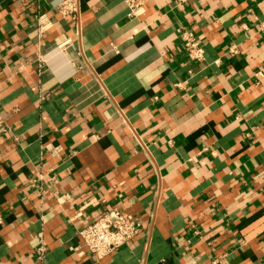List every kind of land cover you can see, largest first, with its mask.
Listing matches in <instances>:
<instances>
[{"label": "crops", "instance_id": "crops-1", "mask_svg": "<svg viewBox=\"0 0 264 264\" xmlns=\"http://www.w3.org/2000/svg\"><path fill=\"white\" fill-rule=\"evenodd\" d=\"M62 1L0 0V264H264V0ZM115 208L141 230L98 260Z\"/></svg>", "mask_w": 264, "mask_h": 264}, {"label": "built area", "instance_id": "built-area-1", "mask_svg": "<svg viewBox=\"0 0 264 264\" xmlns=\"http://www.w3.org/2000/svg\"><path fill=\"white\" fill-rule=\"evenodd\" d=\"M147 0H126V3L130 9V16H138L140 10L144 7ZM188 0H178V3H184ZM60 11L64 15L76 16L78 7L75 0H64L59 5ZM44 15L38 17L39 30L41 33L46 31L47 23L43 19ZM258 21L259 31L264 36V19ZM181 30V37L187 52V55L192 62H200L205 59V46L199 36L195 35L191 31ZM66 43L59 45L58 47L63 49ZM238 52L235 46L230 49L231 54ZM218 63L219 61H215ZM258 76H263L264 73L259 71L256 73ZM180 84L178 83L177 86ZM140 218L131 213L124 212L118 209H112L107 211L91 223L83 227L79 234L82 237L89 252L98 260L104 259L118 252L122 247L128 245L130 241L136 238L141 230ZM42 233L40 234V243L37 247V253L40 261H43L46 254V244L42 239Z\"/></svg>", "mask_w": 264, "mask_h": 264}]
</instances>
